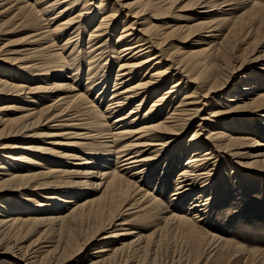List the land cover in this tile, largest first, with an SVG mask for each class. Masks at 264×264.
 I'll return each instance as SVG.
<instances>
[{"label":"bare ground","instance_id":"1","mask_svg":"<svg viewBox=\"0 0 264 264\" xmlns=\"http://www.w3.org/2000/svg\"><path fill=\"white\" fill-rule=\"evenodd\" d=\"M247 1L0 0V264H155L156 217L200 259L264 264L212 222L233 195L264 200V7L229 13Z\"/></svg>","mask_w":264,"mask_h":264},{"label":"rangeland","instance_id":"2","mask_svg":"<svg viewBox=\"0 0 264 264\" xmlns=\"http://www.w3.org/2000/svg\"><path fill=\"white\" fill-rule=\"evenodd\" d=\"M127 1H132V0H127ZM171 1L174 5L182 7L188 3H191L192 0H169ZM248 2V1H247ZM253 4L261 5L264 7V0H250L247 5H245L242 9H239L237 11H230L229 13H232V16H240L242 15L245 20H249L253 17H261L263 15L262 11H259L257 9L251 8ZM202 6H199V8H193L191 10H184L182 12H177L181 13V16L183 18L182 22L180 24L182 25H191L196 22L198 16L199 10H203L201 8ZM197 11V12H196ZM194 18V19H193ZM185 32H182L181 35H184ZM17 36V37H16ZM4 37V36H3ZM2 37V39H3ZM20 34L15 35L14 38H19ZM253 37L248 38L245 40L243 43H240L238 46V49L236 51L237 57L236 59L233 58L232 61L234 64H237L238 66L241 63L240 58H242V49L246 46V44L252 40ZM64 38H62V41H58L59 44H62L64 42ZM195 39V38H192ZM2 41V40H1ZM6 41V40H5ZM4 41V42H5ZM264 41V38L262 42ZM2 42L1 44H3ZM193 42H185L186 45L178 44L177 46L182 45L183 48H181V51L188 49L191 45H193ZM261 42V43H262ZM184 43V42H183ZM260 43V44H261ZM238 44V43H237ZM209 44H202V46H207ZM253 46L250 48V50H253ZM176 50V48L174 49ZM231 49L229 50V55L234 56V54H231ZM253 51L249 54L252 55ZM254 56H250V59L255 58V56L262 55L264 53V48L260 47L259 52L257 50H254ZM250 64H258L259 62H256L254 60H251L249 62ZM263 65V62L260 63ZM255 65L248 66V68L254 67ZM118 67V66H117ZM252 70V69H251ZM245 73H253V71L250 72H245ZM260 73V72H259ZM262 74V73H261ZM114 77H115V72L113 73L112 81L111 83L114 82ZM86 80L83 81V84L85 83ZM112 88V87H111ZM229 89V88H228ZM228 89L218 92L213 99L218 98L220 95L224 94ZM97 93V92H95ZM95 93L93 95V99H95ZM111 96V92L107 94L105 99L108 100V98ZM103 100V108H106L108 102ZM177 102V101H176ZM18 104V103H17ZM20 104V103H19ZM152 102L148 104V106L145 108L147 109ZM175 105V104H173ZM131 108L133 107L132 105L130 106ZM173 108V106H172ZM60 122V121H59ZM59 122H56V124H59ZM198 124V121L195 123V125ZM205 128H208L207 126ZM196 127L190 128L187 133L185 134V139L188 140L189 137H191V132L194 131ZM44 132H47L45 129H42ZM159 168V167H158ZM157 168V169H158ZM181 168H176L171 176V182H169V189L165 191V196L164 199L168 200L170 195L173 192V188L175 186L176 178L178 176V173ZM159 172L160 169H158L157 173L154 175L153 179L158 180L159 179ZM149 187L151 189H154V185L150 184L149 182ZM104 188L96 192L93 196H99ZM256 193H260V190H255L249 193H246L243 198L242 197H235L233 195L232 200L230 202H227L225 204V207H222L221 210L218 211V213L215 215L213 218V223L215 224V227L219 230L217 233L223 234L222 236L232 240V241H237L242 245L247 246L250 249L254 248H262L264 249V200H258L256 197ZM240 212V213H239ZM161 222V220L156 217L153 219V221L149 224H145V232L147 234H153L154 237H159L161 236L164 240L163 244L161 243L160 246L155 247L156 250H154L151 254L152 257H156V262L155 264H237V263H242L243 262V256H233L231 255L232 253L225 252V254H216L212 258H208L206 261L203 259H200V251L202 249H197L193 245V243L186 238V235L184 232L181 233V231L178 230H172L171 233L166 232H160L157 231V225ZM138 224H142L139 222ZM129 227H134L133 225ZM214 229V228H213ZM215 230V229H214ZM181 233V234H180ZM202 235L206 237L204 232H202ZM169 234V235H168ZM34 237H27L25 242L23 244H29ZM190 242V243H189ZM192 243V244H191ZM192 245V246H191ZM155 254V255H154ZM150 256V255H149ZM71 264H74L73 262ZM151 264H153L151 262Z\"/></svg>","mask_w":264,"mask_h":264}]
</instances>
